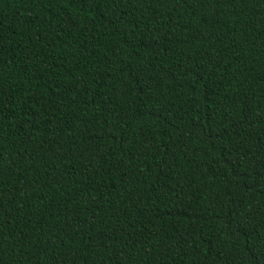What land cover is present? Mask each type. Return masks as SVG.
<instances>
[{"label": "trees", "instance_id": "obj_1", "mask_svg": "<svg viewBox=\"0 0 264 264\" xmlns=\"http://www.w3.org/2000/svg\"><path fill=\"white\" fill-rule=\"evenodd\" d=\"M0 264H264V0H0Z\"/></svg>", "mask_w": 264, "mask_h": 264}]
</instances>
